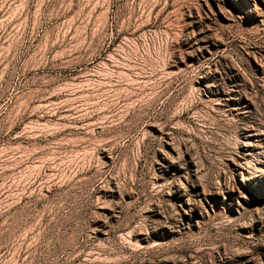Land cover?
<instances>
[{"label":"rangeland","instance_id":"374dc122","mask_svg":"<svg viewBox=\"0 0 264 264\" xmlns=\"http://www.w3.org/2000/svg\"><path fill=\"white\" fill-rule=\"evenodd\" d=\"M0 264H264V0H0Z\"/></svg>","mask_w":264,"mask_h":264},{"label":"bare ground","instance_id":"6f19581e","mask_svg":"<svg viewBox=\"0 0 264 264\" xmlns=\"http://www.w3.org/2000/svg\"><path fill=\"white\" fill-rule=\"evenodd\" d=\"M67 34L68 32H64L62 36L57 37L53 42L41 47L42 49L39 50L38 58L34 56L32 69L41 81L53 85L59 83V80L51 78L50 74L56 71L62 73L70 67H75L74 54L76 53V49L68 44ZM73 85L75 84H58L50 90L48 95L49 97H53L62 92H72L73 90L70 88ZM37 91H41V89H37Z\"/></svg>","mask_w":264,"mask_h":264}]
</instances>
